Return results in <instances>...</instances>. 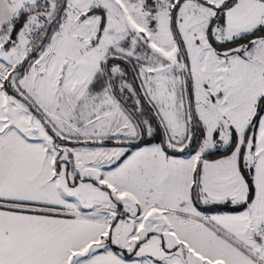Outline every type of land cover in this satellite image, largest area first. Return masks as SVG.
<instances>
[{
  "label": "snow or ice",
  "instance_id": "1",
  "mask_svg": "<svg viewBox=\"0 0 264 264\" xmlns=\"http://www.w3.org/2000/svg\"><path fill=\"white\" fill-rule=\"evenodd\" d=\"M0 264H264V0H0Z\"/></svg>",
  "mask_w": 264,
  "mask_h": 264
}]
</instances>
